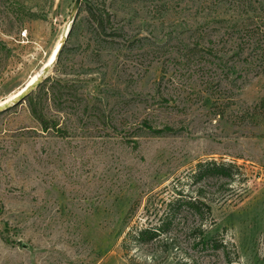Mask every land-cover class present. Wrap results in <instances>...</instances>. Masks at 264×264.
I'll return each instance as SVG.
<instances>
[{"label": "rangeland", "instance_id": "rangeland-1", "mask_svg": "<svg viewBox=\"0 0 264 264\" xmlns=\"http://www.w3.org/2000/svg\"><path fill=\"white\" fill-rule=\"evenodd\" d=\"M73 3L0 0V264H264V0Z\"/></svg>", "mask_w": 264, "mask_h": 264}, {"label": "trees", "instance_id": "trees-1", "mask_svg": "<svg viewBox=\"0 0 264 264\" xmlns=\"http://www.w3.org/2000/svg\"><path fill=\"white\" fill-rule=\"evenodd\" d=\"M85 1V0H83ZM87 12V14L89 15V18L92 21V24L94 26L95 29V34L96 36H98L99 38L103 39L104 37H109L111 38L113 34H111L112 32H107L108 29V25L110 23V16L107 12H105V10L103 11H98L99 13H95L91 8H86L85 10ZM71 33V31H70ZM69 33V35H70ZM64 50V45L58 55V58L56 60V62L54 63V67L56 68L59 66L60 60H61V55L63 53ZM60 75H67V73L65 72V70H60ZM53 78L51 76H48L41 84H39V86L30 94L28 95L25 100L23 102L28 104V109L29 112L32 116V118L37 121L42 129L43 132H48L50 130H52L54 133H61V129L58 126V123L56 120L52 119V118H48L45 113H44V107L42 106L43 101L47 100V93H57L60 92L59 90L54 89V86L56 84H61L62 78H58L57 80H53V83H50V81ZM50 83V85H49ZM53 84V86H52ZM64 84V83H62ZM65 85V84H64ZM45 93V97L43 99V101H41L40 99H36L35 95L38 92H43ZM21 102V103H23ZM20 103V104H21ZM12 108H9L6 111L11 110ZM4 111V112H6ZM2 113V112H1ZM146 125V124H145ZM147 127V125H146ZM147 131H149V133H151L152 136H157V137H161V136H165L168 134H173L175 133L173 131L172 128L166 127L163 129H152L150 127H147ZM63 135V134H61ZM197 168L199 169L198 174L200 178H205V177H220V178H229L232 177L231 173H230V169L231 166H226L224 164H216L214 162L211 163H205V164H198ZM176 210H174L172 212V214H175ZM157 232V230H156ZM155 231H152L150 229H145V230H140L137 234L136 237L137 239L141 240V241H148L151 240L154 236H156Z\"/></svg>", "mask_w": 264, "mask_h": 264}, {"label": "water", "instance_id": "water-1", "mask_svg": "<svg viewBox=\"0 0 264 264\" xmlns=\"http://www.w3.org/2000/svg\"><path fill=\"white\" fill-rule=\"evenodd\" d=\"M81 4H82V0H74L73 6L71 8L69 18H68V23L70 25H72L74 23ZM69 31H70V29L68 30L65 39L67 38ZM63 45H64V41L60 45L56 56L53 58V60L50 62V64L47 66H43V68L41 70V75L39 76V78L37 80H35L34 82H31L21 92H19V94L17 95L15 100H13L10 104H3L0 107V113L8 110L9 108H11V107H13V106H15L21 102H23L25 100V98L28 95H30L39 86V84H41L48 77V74H49L51 68L53 67L54 63L56 62Z\"/></svg>", "mask_w": 264, "mask_h": 264}, {"label": "built area", "instance_id": "built-area-1", "mask_svg": "<svg viewBox=\"0 0 264 264\" xmlns=\"http://www.w3.org/2000/svg\"><path fill=\"white\" fill-rule=\"evenodd\" d=\"M21 36H22V37H26V32H25V31L22 32Z\"/></svg>", "mask_w": 264, "mask_h": 264}, {"label": "bare ground", "instance_id": "bare-ground-1", "mask_svg": "<svg viewBox=\"0 0 264 264\" xmlns=\"http://www.w3.org/2000/svg\"><path fill=\"white\" fill-rule=\"evenodd\" d=\"M59 49V48H58ZM57 52H58V50H57Z\"/></svg>", "mask_w": 264, "mask_h": 264}]
</instances>
